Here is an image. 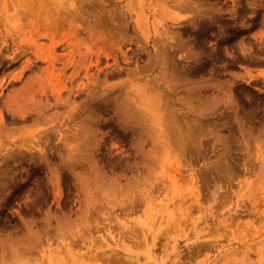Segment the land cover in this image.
I'll use <instances>...</instances> for the list:
<instances>
[{"label":"rangeland","instance_id":"374dc122","mask_svg":"<svg viewBox=\"0 0 264 264\" xmlns=\"http://www.w3.org/2000/svg\"><path fill=\"white\" fill-rule=\"evenodd\" d=\"M5 4L0 264H264V0Z\"/></svg>","mask_w":264,"mask_h":264},{"label":"bare ground","instance_id":"6f19581e","mask_svg":"<svg viewBox=\"0 0 264 264\" xmlns=\"http://www.w3.org/2000/svg\"><path fill=\"white\" fill-rule=\"evenodd\" d=\"M13 1V0H12ZM8 5H4L3 7H2V9H1V14H2V18L0 17V21L1 22H5V21H8V19L12 16V15H14V14H12V10H9L8 9V7H7ZM5 10V11H4ZM4 11V12H3ZM19 12H21V10L19 11ZM22 14H24V12H22ZM33 21H37L36 20V18H34V20ZM11 22V21H10ZM38 36H50L51 38H55V35L53 36V34H52V32H46V31H44V32H42V33H39V32H37L36 33ZM18 38V37H17ZM49 38V37H48ZM263 39V38H262ZM52 40V39H51ZM17 43V42H16ZM20 44V43H19ZM33 44H35V45H37V41H36V39H35V41L33 42ZM4 48H5V46H4ZM7 48V47H6ZM8 48H9V46H8ZM24 50V49H23ZM27 52V51H26ZM18 56V55H17ZM20 56H21V54H20Z\"/></svg>","mask_w":264,"mask_h":264}]
</instances>
